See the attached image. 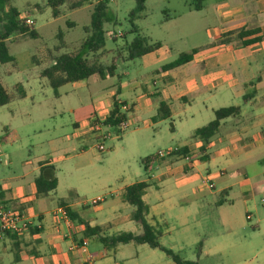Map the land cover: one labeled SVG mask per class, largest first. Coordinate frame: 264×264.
<instances>
[{
	"label": "crops",
	"instance_id": "crops-1",
	"mask_svg": "<svg viewBox=\"0 0 264 264\" xmlns=\"http://www.w3.org/2000/svg\"><path fill=\"white\" fill-rule=\"evenodd\" d=\"M204 2L191 0L186 3L185 14L192 18L197 16L196 13H205L202 18L204 28L199 33L192 29L185 31L180 40L190 39L192 46L169 62L160 61L164 53L172 50V41L154 40L143 35L151 44L159 43L161 48L136 61L121 63L117 83L103 85L117 77L101 80L94 76L60 87L58 95L51 87L56 98L62 96V92L65 95L81 93L85 97L84 102L70 110L74 132L65 136L66 142L61 134L65 127L56 124L47 128L49 133L54 132V136L41 140L37 144L38 152L34 149L36 146H31L32 158L24 160L26 147L19 145L23 139L21 131L31 123L27 125L28 122L20 121L3 126L0 162L7 157L5 162L10 171H5L6 174L0 177V205L20 211L29 223V229L21 235L0 231V264H175L163 251L152 249L147 244L131 242L114 248L105 246L97 235H85L86 227L79 222L80 219L91 228L99 227L102 237L124 233L141 235L143 230L132 217L134 208L124 200L125 190L138 182L149 185L143 199L149 206L148 222L161 234L160 244L182 258L185 248L198 241L197 234H193L191 229V212L184 209L190 207L192 201L203 202L204 190L199 189L202 184L215 194H223L216 204L219 208L234 204L230 199L231 193L245 197L246 219L253 220L252 211H257L250 204L255 197H264V0H215L210 5ZM242 31H250V34L241 39L238 34ZM183 54H192V60L177 68L165 69ZM55 58L42 68L35 62L39 71L34 73L33 79L42 78L41 96L38 98L26 90L22 82L25 80L19 76L21 71H17L20 82L15 83L13 92L0 76L3 86L13 96L12 102L0 108V112L9 109L10 115L16 117L23 101L47 98L45 88L50 83L45 81L42 72L54 65ZM5 74L11 76L13 73L6 71ZM124 76L129 78L123 82ZM115 100L121 106L129 107V127L133 123L145 122L144 117L154 120L160 101L167 104L171 121L182 114H190L207 120L209 124L215 120L219 109L238 107L240 112L221 122L206 152H201L204 144L194 138V132L192 141L169 148L178 150L173 156L164 159L156 157V154L145 157L152 158L144 163L145 179L122 184L118 192H112V200L99 196L92 200L99 203L90 206L78 194L84 185L78 187L72 181H63L62 164L81 156L73 157L68 153L71 142L73 153L78 150L84 153L85 146H75V142L99 140L91 131L92 118L106 119ZM110 129L107 127L106 131ZM5 136L11 139L8 143L3 141ZM44 143L50 146L51 153L44 152ZM2 144L12 145V150L2 151ZM94 147L98 149V146ZM182 150L186 151L179 155ZM52 174L58 181L57 189L40 195L36 180L40 176L51 179ZM207 181L215 188L210 189ZM218 186L221 188L217 190ZM60 192L76 195L79 201H74L75 197L66 198ZM262 204L264 207V198ZM60 209L70 211L68 220L64 219ZM222 221L228 222L225 217ZM257 221L260 226L263 219L259 217ZM203 246L199 264L203 256H210L207 244Z\"/></svg>",
	"mask_w": 264,
	"mask_h": 264
},
{
	"label": "rangeland",
	"instance_id": "rangeland-1",
	"mask_svg": "<svg viewBox=\"0 0 264 264\" xmlns=\"http://www.w3.org/2000/svg\"><path fill=\"white\" fill-rule=\"evenodd\" d=\"M71 1L75 3L77 0ZM189 1L191 0H146V10L142 14L146 18L138 19L134 23L141 30L139 32L142 36L145 35L154 40H165V42L172 41V50L163 54L160 61L162 63L169 62L179 52L192 46V40H180L184 37L185 31L192 29L199 33L204 28L202 18L205 13H196L197 16L194 18L185 14L186 3ZM196 1H205L204 3L210 5L215 0ZM97 4L98 0H89L85 6L73 11L69 8L70 5L66 4L60 8L57 18L53 16V10L48 6L47 0H9L3 9L0 7V32L3 31L6 21L3 10L8 12L10 8H15L20 11V18L28 17L34 20V29H30L39 34L37 39H31L28 34H14L9 39L10 54L14 56L15 61L12 64H0V76L11 88V92L15 83L20 82L21 79L25 80L22 82L28 92L34 93L37 98L41 96L42 78L38 76L37 79H33L34 73L39 71L38 64L35 62L41 64L42 68L48 66L56 56L78 53L93 34L91 22ZM135 7V0H109L108 21L104 24L106 43L98 54L89 55L91 63L110 66L113 58L119 55V51H122L124 56L125 45L131 43L137 36L132 32L131 24V12ZM208 9L211 10V7L208 6ZM183 14L185 15L177 18ZM6 71H11L13 74L6 76ZM17 71L22 72L19 74L20 79L17 77ZM128 78L124 76L123 82ZM130 78H133V75ZM27 80L30 83H27ZM45 81L48 79L45 78ZM115 82H118V78L102 84L109 85ZM46 85L45 93L48 97L43 100H41L43 97H40L41 99L35 102L30 99L23 101L22 109L17 111L16 117L10 115L9 109L0 112V135L4 133L3 126L8 123L13 125L20 121L28 122L27 125L31 123V126L21 131L23 139L19 145L26 147L24 160L32 158L31 146H36L34 149L38 152L37 144L41 140L54 136V132L49 133L47 128L63 124L65 129L61 134L64 137L71 136L74 132L72 126L74 118L70 110L75 109L85 100L81 93L78 95L72 92L65 95L62 91V96L56 98L52 95L51 86ZM69 89H72V86ZM15 107H17L16 104ZM143 119L145 122L141 121L137 125L130 124L128 130L121 131V134L114 129L108 130L110 135L106 141L86 139L84 143L75 142V146H85L84 153L80 150L73 153L72 142L70 143L71 148L68 153L73 157L81 156L62 164V178L65 183L72 181L78 187L80 184L84 185L78 194L81 199L88 201L90 206L93 205L92 200L99 196H107L108 201L112 200V192H118L122 184L145 179L146 173L142 159L155 155L159 151H168L169 148L178 144L192 141L191 136L195 130L208 124L207 120H201L198 116L192 117L190 114H182L180 118L176 117L172 121L170 119L149 120L148 117ZM173 121L176 122V126ZM39 134L42 135L38 136ZM64 141H67L66 137ZM101 144H104L106 151L100 152L94 147L95 145L99 147ZM2 145L4 147L2 151L12 150V145ZM42 145L46 150L44 152L51 153L50 146L45 143ZM6 160L7 157L2 158L0 162V177L6 174L5 171H10V168L6 166ZM59 166L61 168V165ZM204 185L202 184L199 188L204 190L203 202L192 201L190 207L184 209L191 212L192 233L198 236V241L183 251L184 258L198 261V246L202 243L207 244L210 256H203L200 264H264V207L262 204L264 197L259 195L250 204V207H254L257 212L252 211L253 220L248 221L243 203L245 197L238 193H231L230 199L234 204H225L219 208L216 204L223 198V194L218 192L215 194ZM219 188L221 187L218 186L217 190ZM235 192H237L236 189ZM60 195L69 199L76 196H70L68 192H60ZM73 199L76 202L79 201L77 197ZM91 214L94 213L91 212ZM224 217L228 222L222 221ZM259 217L263 219L260 226L257 225ZM203 248L204 246L202 250Z\"/></svg>",
	"mask_w": 264,
	"mask_h": 264
},
{
	"label": "trees",
	"instance_id": "trees-1",
	"mask_svg": "<svg viewBox=\"0 0 264 264\" xmlns=\"http://www.w3.org/2000/svg\"><path fill=\"white\" fill-rule=\"evenodd\" d=\"M71 0H47L48 6L53 10V16L57 18L60 14V8L66 4H69V8L77 10L85 6L89 0H77L73 3ZM136 7L131 12V24L132 32L137 34L133 41L126 44L122 55V51H119V55L113 58L112 64L110 66H104L101 64L91 63L89 61V55L98 54L102 50L106 43L104 24L108 21V3L109 0H98V4L92 15L91 28L93 34L80 48L79 52L76 54H63L59 55L54 59V65L50 68L45 69L42 72V76L49 80L51 87L53 88L56 95H58V90L60 87L73 84L81 81L89 80L90 78L97 76L101 80H106L109 78L120 76L117 74L118 66L123 62H133L144 56L158 50L161 48L159 43L151 44L147 37L142 36L139 33L138 28L135 26V21L142 18V14L145 12L146 0H135ZM9 0H0V7L3 9L5 4ZM4 17L6 19L3 26V31L0 32V64L6 65L15 61L14 56L10 54L9 49V39L14 34L29 35L31 39H37L39 34L34 29L35 22L33 26H29L26 22L27 18H20L21 13L15 8H10L8 12H4ZM34 21V20H33ZM31 28V29H30ZM250 34V31H242L238 34V37L243 39ZM192 60V54H183L178 60L169 64L165 69H174L189 63ZM22 95L21 92H19ZM13 100V96L3 86L0 80V108L10 104ZM248 97L245 98V101ZM240 112L238 107L222 108L216 111V118L214 121L209 123L207 126L200 128L195 131L194 138L202 140L204 146L201 152H206V148L211 142V140L216 136L221 126V122L225 119L235 117ZM128 113L122 112V106L117 100L114 102L113 110L110 112L109 116L101 121L96 119L97 122H101L106 128L116 130L121 134V124L128 121ZM170 117V111L167 104L163 101L159 103V110L157 116L154 120H166ZM93 125V121H92ZM10 137L5 136L3 141L8 143ZM186 150H182L179 155L184 154ZM152 160L151 157L143 159L142 163L146 164L148 161ZM54 171V168L52 169ZM37 188L40 195H47L52 191L57 189L58 181L56 177L52 174L51 179H46L40 176L37 180ZM149 185L146 182H138L128 187L125 190L124 200L126 203L134 208L133 220L139 224L143 230V233L136 236L132 233H124L112 237H102L100 236L101 229L99 227L91 228L90 225L79 219V222L85 225V235H97L100 242L105 246L114 248L120 244H129L135 242L138 244H147L152 249H159L167 254L175 264H199L198 261H190L182 258L179 254L175 253L171 249L163 247L159 242L160 233L148 222L147 216L149 214V206L145 203L143 197ZM70 213L69 210H67ZM203 244L199 245L198 257H200Z\"/></svg>",
	"mask_w": 264,
	"mask_h": 264
},
{
	"label": "built area",
	"instance_id": "built-area-1",
	"mask_svg": "<svg viewBox=\"0 0 264 264\" xmlns=\"http://www.w3.org/2000/svg\"><path fill=\"white\" fill-rule=\"evenodd\" d=\"M27 24L29 26L34 25V21L31 20L30 18H27L26 20ZM129 107L127 105L122 106V112L123 113H128L129 112ZM97 118H92L93 125L91 127L92 133L96 134L99 139H102L103 141H106L109 138V133L106 131V127L101 123L96 121ZM129 128V122L126 121L121 124L120 130L122 132L128 130ZM100 152L106 151V148L104 144H101L98 147ZM178 152L177 149H172L168 151H159L156 154V157L160 159L168 158L173 156ZM207 184L210 189H214V185L209 183L207 181ZM99 201H93V205H97ZM60 213L64 217V219L68 220V212L65 209H60ZM248 219H250L248 217ZM29 229V223L25 221V218L23 214L16 210L15 208H8L5 206L0 205V231L3 233H13V234H24L27 232Z\"/></svg>",
	"mask_w": 264,
	"mask_h": 264
}]
</instances>
